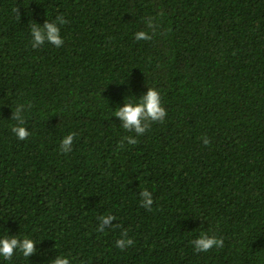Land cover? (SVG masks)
<instances>
[{"label": "trees", "instance_id": "obj_1", "mask_svg": "<svg viewBox=\"0 0 264 264\" xmlns=\"http://www.w3.org/2000/svg\"><path fill=\"white\" fill-rule=\"evenodd\" d=\"M58 17L62 46L33 48ZM148 87L166 116L137 135L113 112ZM6 231L37 251L0 264H264V0H0Z\"/></svg>", "mask_w": 264, "mask_h": 264}, {"label": "clouds", "instance_id": "obj_2", "mask_svg": "<svg viewBox=\"0 0 264 264\" xmlns=\"http://www.w3.org/2000/svg\"><path fill=\"white\" fill-rule=\"evenodd\" d=\"M66 21L63 17H58L56 21L49 22L48 20L41 27L36 24L31 29V46L33 48H38L44 45L46 42L52 44L56 47L62 46L64 43L61 36V30L59 25L64 24ZM136 40H146L149 36L144 31H138L135 33ZM21 109H17L13 117L18 121L17 125L12 129L13 133L18 139H25L30 133L23 126V120L20 116ZM113 116L118 118L122 123L123 129L129 132H134L137 135H142L147 130V122L149 121H163L166 116V111L162 106L161 94L155 89L148 87V90L143 94L138 100H132L126 98L122 107H119ZM74 139L73 134H68L61 141V150L68 152L71 150V145ZM128 144H135L136 139L133 136L125 137ZM205 144L208 143L207 140L204 141ZM142 196V203L145 207H150L153 203L151 193L144 190L140 194ZM113 220L111 215L104 216L100 218V228L101 230L109 225ZM0 236V258L4 260L10 259L16 251L22 253L24 257L29 258L36 253L37 243L28 237L18 239L17 236L9 235ZM117 246L123 248L126 244L130 245L132 241L130 239H120L117 240ZM194 249L198 252L208 251L214 247H221L223 241L216 238L215 236H210L207 233H201L197 238L191 241ZM51 264H71L67 256L56 257Z\"/></svg>", "mask_w": 264, "mask_h": 264}]
</instances>
